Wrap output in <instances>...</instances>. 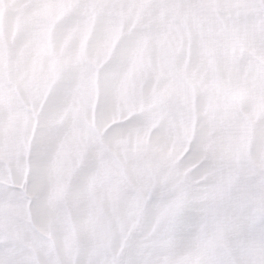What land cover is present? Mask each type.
Here are the masks:
<instances>
[{
	"label": "snow or ice",
	"instance_id": "snow-or-ice-1",
	"mask_svg": "<svg viewBox=\"0 0 264 264\" xmlns=\"http://www.w3.org/2000/svg\"><path fill=\"white\" fill-rule=\"evenodd\" d=\"M0 264H264V0H0Z\"/></svg>",
	"mask_w": 264,
	"mask_h": 264
}]
</instances>
